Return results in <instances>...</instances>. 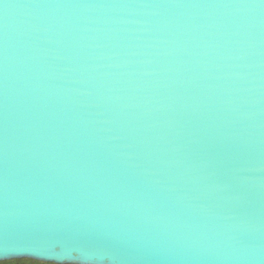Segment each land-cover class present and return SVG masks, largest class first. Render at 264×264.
<instances>
[{
  "label": "water",
  "instance_id": "95a60500",
  "mask_svg": "<svg viewBox=\"0 0 264 264\" xmlns=\"http://www.w3.org/2000/svg\"><path fill=\"white\" fill-rule=\"evenodd\" d=\"M26 258L264 264L262 0H0V261Z\"/></svg>",
  "mask_w": 264,
  "mask_h": 264
},
{
  "label": "flooded vegetation",
  "instance_id": "af4514ba",
  "mask_svg": "<svg viewBox=\"0 0 264 264\" xmlns=\"http://www.w3.org/2000/svg\"><path fill=\"white\" fill-rule=\"evenodd\" d=\"M8 261H15L17 263L15 264H55V263H50V262H42L38 260H33V259H14V260H8ZM0 262H5V261H0Z\"/></svg>",
  "mask_w": 264,
  "mask_h": 264
},
{
  "label": "trees",
  "instance_id": "16d2710c",
  "mask_svg": "<svg viewBox=\"0 0 264 264\" xmlns=\"http://www.w3.org/2000/svg\"><path fill=\"white\" fill-rule=\"evenodd\" d=\"M17 262L15 261H5V262H0V264H15Z\"/></svg>",
  "mask_w": 264,
  "mask_h": 264
},
{
  "label": "snow or ice",
  "instance_id": "6c2138e0",
  "mask_svg": "<svg viewBox=\"0 0 264 264\" xmlns=\"http://www.w3.org/2000/svg\"><path fill=\"white\" fill-rule=\"evenodd\" d=\"M72 264H80L79 261H73Z\"/></svg>",
  "mask_w": 264,
  "mask_h": 264
},
{
  "label": "clouds",
  "instance_id": "9594fccd",
  "mask_svg": "<svg viewBox=\"0 0 264 264\" xmlns=\"http://www.w3.org/2000/svg\"><path fill=\"white\" fill-rule=\"evenodd\" d=\"M262 3H264V0H262ZM4 7H5V8H7V7H8V5H7V4H5V5H4Z\"/></svg>",
  "mask_w": 264,
  "mask_h": 264
}]
</instances>
